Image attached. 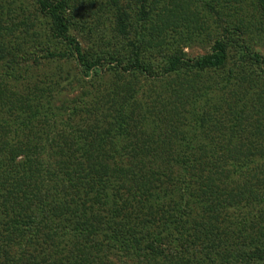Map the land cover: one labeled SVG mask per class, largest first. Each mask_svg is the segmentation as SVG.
I'll return each mask as SVG.
<instances>
[{
  "label": "trees",
  "instance_id": "16d2710c",
  "mask_svg": "<svg viewBox=\"0 0 264 264\" xmlns=\"http://www.w3.org/2000/svg\"><path fill=\"white\" fill-rule=\"evenodd\" d=\"M30 1L0 7V264H264L260 30L227 0Z\"/></svg>",
  "mask_w": 264,
  "mask_h": 264
},
{
  "label": "rangeland",
  "instance_id": "374dc122",
  "mask_svg": "<svg viewBox=\"0 0 264 264\" xmlns=\"http://www.w3.org/2000/svg\"><path fill=\"white\" fill-rule=\"evenodd\" d=\"M187 1L193 2V5L191 6H193V10H194V3L196 2L194 0H187ZM200 1H204V0H200ZM200 1L197 6L202 7L203 4L200 3ZM205 1L210 2L212 0H205ZM215 1L223 5V2L226 0H215ZM227 1H230V4L227 5L230 11L226 10L225 8L222 9L223 13L229 12L231 14L233 13L234 8H237L240 10V12L236 16L242 19L244 25H246L249 31L251 30V32L253 31L255 32L256 27L258 28V30H260V33H257V37L254 38L255 44L252 45V49L258 52L264 58V15H263L264 11L262 12V10L259 8L260 0H227ZM30 3H31L30 0H0V7L2 8L1 11L3 18L6 16L5 12L8 9H13V10L18 9L17 7L21 5H23V7L29 8ZM200 7H198V9H200ZM198 9L195 7L196 11L194 12L201 11V13L199 12L201 16L208 14L207 11H204L202 8L201 10ZM236 16H232V18L237 19ZM70 20H71L70 34L74 38H76V40L81 44L83 50L89 52H94V51L99 52V50L103 48V45L105 43V40L103 38H109V33L111 32L109 27V18L108 20L102 21L99 24V30L97 29V25L89 26L90 25L89 22L86 21V19L82 17L81 13L77 10L73 11ZM214 20H215L214 15L213 16L211 15L210 19L209 17H207L206 27H208L209 25L211 27H214L215 26ZM225 20L229 22L227 18ZM210 46H211L210 40H208V38L205 37V41H201L200 43L195 42L189 48L185 49V52L189 56L199 57L207 54L210 49Z\"/></svg>",
  "mask_w": 264,
  "mask_h": 264
}]
</instances>
